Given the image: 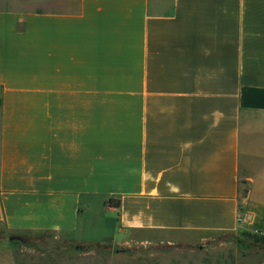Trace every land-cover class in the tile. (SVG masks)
<instances>
[{"label": "crops", "instance_id": "1", "mask_svg": "<svg viewBox=\"0 0 264 264\" xmlns=\"http://www.w3.org/2000/svg\"><path fill=\"white\" fill-rule=\"evenodd\" d=\"M0 224L119 264L264 235V0L0 6Z\"/></svg>", "mask_w": 264, "mask_h": 264}, {"label": "rangeland", "instance_id": "2", "mask_svg": "<svg viewBox=\"0 0 264 264\" xmlns=\"http://www.w3.org/2000/svg\"><path fill=\"white\" fill-rule=\"evenodd\" d=\"M78 4L79 0H7L0 6L33 12H74ZM116 249L80 244L54 231H9L0 224V264H119ZM153 250L136 251L143 254ZM184 250L199 253L207 264H264V235L248 230L209 235L206 244Z\"/></svg>", "mask_w": 264, "mask_h": 264}, {"label": "trees", "instance_id": "3", "mask_svg": "<svg viewBox=\"0 0 264 264\" xmlns=\"http://www.w3.org/2000/svg\"><path fill=\"white\" fill-rule=\"evenodd\" d=\"M106 204L109 205V206H113V207H119L120 201L119 200L109 199V200L106 201Z\"/></svg>", "mask_w": 264, "mask_h": 264}]
</instances>
